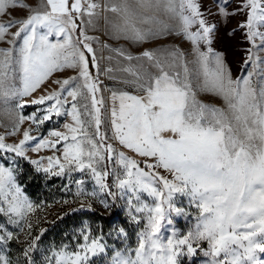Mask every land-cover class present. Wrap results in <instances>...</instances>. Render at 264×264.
I'll return each instance as SVG.
<instances>
[{
	"label": "snow or ice",
	"instance_id": "obj_1",
	"mask_svg": "<svg viewBox=\"0 0 264 264\" xmlns=\"http://www.w3.org/2000/svg\"><path fill=\"white\" fill-rule=\"evenodd\" d=\"M139 3L148 8L163 6L178 23L170 25L152 16L138 20L126 0L121 6L105 4V11L120 15V22L112 25L113 38L143 43L157 36L183 35L193 45V59L175 46L133 55L122 47L104 45L128 61L119 69L125 74L120 82L143 93L105 89L111 92L107 105L98 96L100 66L89 42L98 38L87 36L81 27L82 17L86 15L91 25L92 17L98 15L96 0H42L26 18L0 21V43L8 45L0 47V103L16 101V120L6 135L20 131L25 122L39 127L54 116L71 118L63 125L65 131H50L48 137L31 135V128L23 130L17 143H6L5 135H0V216L4 217L0 264H13L7 246L19 241L20 234H25V264H37L34 256L47 231L32 235L30 217L41 206L24 191L19 160L35 165V171L46 178L67 176L77 186V196L104 197L100 203L106 208L111 206L108 197L113 203L123 200L130 222L137 227L144 224L136 233L135 247L127 244L129 236L123 227L113 229L124 247L112 248L109 264H182V258L191 259L198 251L207 258L204 264H264V72L255 71L260 58L253 52V48L264 51L260 47L264 31L259 30L264 27V0H242L231 12L227 11L229 0H217L218 16L247 10L239 27L247 29L244 38L252 47L244 50L242 68L251 63L253 71L235 79L223 54L211 47L216 24L206 19L199 0ZM15 6L17 0H0V15ZM153 22L159 27L138 26ZM13 27L17 30L10 32ZM53 36L56 39L50 40ZM65 69L76 70V75L57 76L52 80L56 89L24 99ZM103 71L110 79H118L112 68ZM254 75L260 77L255 85ZM198 91L221 97L225 107L198 101ZM33 105L37 111L23 115V109ZM117 145L144 159L130 157ZM43 149L60 155L36 159L27 155ZM77 172L94 182L92 192L85 191L84 178L72 180ZM145 193L150 203L143 198ZM178 196L187 197L198 210L196 223L183 235L171 227L173 213L188 215L177 206ZM9 226L19 232L9 231ZM202 243L208 247H201ZM109 247L102 233L93 235L85 224L70 241L49 244L40 264H92L94 258L107 255Z\"/></svg>",
	"mask_w": 264,
	"mask_h": 264
},
{
	"label": "rangeland",
	"instance_id": "obj_2",
	"mask_svg": "<svg viewBox=\"0 0 264 264\" xmlns=\"http://www.w3.org/2000/svg\"><path fill=\"white\" fill-rule=\"evenodd\" d=\"M96 2L100 4V7L96 9L98 15L92 17L93 23L91 25L87 24L88 17L86 15L82 17L85 23L81 25V27L84 29V32L87 36L98 38V40H92L89 42L92 44V47L96 52V56L100 66L99 81L101 84V92L98 93V96L102 95L105 98L106 105L110 103L109 97L111 96V92L105 89L124 90L134 95H143V93L136 92L133 88L128 87L120 82L119 78L125 76V74L119 71V69L126 67L128 65V61H126L123 57L119 56L117 53L110 51V48L122 47L126 49L128 53H131L133 55H139L145 49H158L162 47L170 48L175 46L178 47L181 51H183L187 55L188 60L193 59V57L190 55L193 45L183 35L171 34V35L157 36L143 43H136L124 38H120V39L113 38L111 34L112 25L120 22V15L118 13H114L111 11H105L104 6L105 4H108L109 7L112 4L121 6L124 4V0H96ZM126 2L129 10L136 14L138 20L141 19L143 16H152L158 18L159 20L165 21L170 25H176L178 23V21L171 19L170 16L164 12L163 6H161L160 8H155V7L148 8L142 6L139 3V0H126ZM241 2L242 0H229V3L227 4V11L231 12ZM199 3L201 4V10L206 13V19L210 23L216 24V29L213 33L211 47L216 52L223 54L226 66L231 70L232 77L235 79L242 75H246L248 71H253V66L251 63L248 65L247 69L242 68L244 59L247 55V53L244 50L252 47V45L244 38V34L247 31V29H243L239 27L240 23L245 21L247 18V10H245L244 12L237 13L235 16H227V17L218 16L216 15L217 7H218L217 0H199ZM20 4H25L28 7L22 8L20 7ZM41 4H42V0H17V6L9 8L7 10V14L0 15V21L6 22L10 17L17 19L26 18L29 14L33 12L34 9H37L38 6H40ZM207 13H211V15H208ZM138 26L144 29H148V28L155 29L159 27V25L156 24L155 22L149 24H139ZM16 30H17L16 27H13L9 31L14 32ZM259 30L264 31V27H261ZM49 39L55 40L56 37L53 36L50 37ZM256 43L258 45L260 44L258 38ZM104 45H108L110 46V48L104 47ZM7 46L8 45L4 43H0V47H7ZM260 47H264V45H260ZM253 52H255L256 55L260 58L258 61L259 67L256 68L255 71L257 73L264 72V51H260L258 48H253ZM109 57H112V59L110 60ZM109 67L113 69L112 75L116 76L118 79H110L108 76L104 74L103 70ZM73 75H76V70L73 69H65L62 73L53 74V76L43 84L41 90L35 92L32 97H25L24 99L29 100L31 98H36L42 94L43 90H47L50 92L53 89H56L58 86L52 83V80L56 79L57 76L70 77ZM259 78L260 77L257 75L253 76L254 85L256 84V81ZM196 99L204 104L213 105L219 108L225 107V103L223 99L212 93L198 91L196 93ZM15 103L16 101H13L9 104L0 103V135H5L6 143L19 142V140L22 139L23 130L28 128H31L30 134L33 136L48 137L50 131H65L63 125L67 122H71V118L65 115H62L60 117L54 116L52 120L45 122L43 125H40L39 127H37L35 124H32L31 122H25L20 126V131L16 132L12 136H8L6 135V133L13 128V125L16 120ZM37 108L38 106H34V105L25 107L23 109V115L28 116L33 112H36ZM109 136H111V132H109ZM109 142L115 144V141L110 140ZM32 146H33V142H30L29 148H31ZM61 147L62 144L57 145L58 149H60ZM117 147L119 151L126 152V154L129 155L130 157H133L137 160L144 159L143 157H140L131 150H128L118 145ZM54 154L60 155V152L50 149H43L39 153L32 151H29L27 153V155L32 159H36L39 156H49ZM108 167L111 168L112 163H109ZM161 172L163 175H169L170 178V174L164 172L163 170H161ZM41 174L45 176L43 173ZM55 178L61 180V183H64L63 186L66 190V196L63 198V200L52 204L45 205V204L34 203L35 205H39L41 207L30 217L31 222L33 223V229H32L33 236L37 235L40 232V230L44 228L45 224L50 220H52V218L60 214L66 208L75 204L91 205L92 207H94L103 214L109 213L113 208V205L116 204L128 218L123 200L118 199L115 203H113L111 198L108 197L106 199L108 200V203L111 206L106 208L100 203V199H103L104 197L93 198L87 195L77 196L76 193L78 191V188L75 185V183H71V184L69 183V179L67 178V176L55 177ZM81 178H84L86 181L84 185L85 191L88 193L92 192L94 190L95 185L90 178L78 172L72 174L73 181ZM109 182H111V177L109 178ZM115 190L116 189L113 188V191ZM143 198L147 202L149 203L151 202V198L147 197L146 193L143 194ZM64 201H68V203H64ZM176 202H177V206L184 208L185 212L188 213V215L177 216L175 213H173L172 214L173 225L171 227H174L176 230H178V232L181 235H183L186 234L188 230L192 228L193 225L196 223V216L198 215V210L195 207V205H189L187 197L178 196ZM37 219L39 220L38 224L36 223ZM3 222H4V217L0 216V223ZM139 226L141 230L144 227V224L141 223ZM8 230L13 231L14 233L19 232L18 228L12 226H9ZM168 234H170V230L169 232H165V235ZM24 240H25V234H20V239L18 242L22 243L25 248L26 245L23 243ZM10 243L7 246L8 256L10 251ZM108 245L110 247L107 255H101L99 257L94 258L92 264H109L110 257L113 254L112 248L113 247L118 248V247L110 244ZM135 245L132 247H135ZM201 247L207 248L208 247L207 243H202ZM262 258H264V254H262ZM206 259L207 258H205L203 254L198 251L197 254L191 259H188L186 257L182 258V264H204Z\"/></svg>",
	"mask_w": 264,
	"mask_h": 264
},
{
	"label": "trees",
	"instance_id": "obj_3",
	"mask_svg": "<svg viewBox=\"0 0 264 264\" xmlns=\"http://www.w3.org/2000/svg\"><path fill=\"white\" fill-rule=\"evenodd\" d=\"M77 23H80L79 19ZM90 70L93 75L96 74L95 69H91V65ZM18 164L22 169V175L19 180L24 187V191L35 204H52L63 200L66 196L64 183H61V180L55 177L46 178L41 173H37L34 165L26 160H19ZM141 166L143 167V165ZM81 205H84V207L81 208ZM88 206L86 204L72 205L45 224L43 229H47V231L41 238L40 251H37L34 256L37 264H40L41 255L49 244L55 243L59 245L62 241H70L72 235L85 224L91 229L93 235L98 236L102 233L106 243L118 248L124 247V243L117 238L113 229L123 227L129 236L127 244L129 246L135 245L136 233L140 230V226L137 227L131 223L116 204L113 205V208L107 214H103L94 207L91 206L89 208ZM23 249L24 245L22 243L17 240L11 241L9 256L13 264H16L18 256L21 257L19 264H25L22 257Z\"/></svg>",
	"mask_w": 264,
	"mask_h": 264
}]
</instances>
